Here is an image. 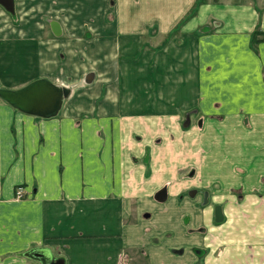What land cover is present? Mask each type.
<instances>
[{
	"label": "crops",
	"instance_id": "obj_1",
	"mask_svg": "<svg viewBox=\"0 0 264 264\" xmlns=\"http://www.w3.org/2000/svg\"><path fill=\"white\" fill-rule=\"evenodd\" d=\"M241 1L100 0L91 40L49 45L64 52L66 77L49 60L41 79L67 87L95 78L63 119L0 103V264H40L28 259L37 250L47 264L50 254L55 264H264V0ZM155 38L163 44L145 48ZM194 109L208 118L191 130L188 153L176 154H188L200 192L191 205L160 209L152 194L166 181L155 176L139 198L152 217H133L130 185L147 189L131 160L145 151L135 133L153 147ZM164 233L174 236L156 244Z\"/></svg>",
	"mask_w": 264,
	"mask_h": 264
},
{
	"label": "rangeland",
	"instance_id": "obj_2",
	"mask_svg": "<svg viewBox=\"0 0 264 264\" xmlns=\"http://www.w3.org/2000/svg\"><path fill=\"white\" fill-rule=\"evenodd\" d=\"M241 2H252L259 3L260 0H242ZM205 3V0H200V5ZM100 0H0V88L6 87L9 90L21 89L30 83L37 81L47 74L48 72V61L53 60L55 62V70L59 72L61 79L65 80L66 75L63 74L65 71L64 55L62 51L55 50V53L48 50L49 45L53 41L68 40L71 36H84L88 40H91L90 36H93V25L96 22V17L99 12V7H101ZM260 6V4H258ZM256 6V5H255ZM262 6V5H261ZM260 6V7H261ZM86 8V10H85ZM88 13L87 15L85 14ZM257 11L259 15L262 14V9L258 8ZM83 12V13H82ZM195 13V10L190 13ZM53 23H56L53 24ZM56 30L60 31V34L56 33ZM178 30V29H177ZM88 31V32H87ZM176 32V31H175ZM174 32V33H175ZM33 42H38L40 45V50L37 55V51L33 48ZM45 43V44H43ZM154 44L156 47L163 44V38H155L152 42L145 40V48ZM62 49V48H60ZM59 51V53H58ZM93 73H87L86 77L80 81V83L70 82L64 87L68 90L69 94L65 98L63 103V108L59 115L50 119H63L68 113V107L72 106L73 102H69L71 98H77L81 95L80 86L85 84L92 85L94 78L91 82H87V78ZM60 84L63 85L62 81ZM62 87V86H61ZM5 89V88H4ZM0 103L7 104L4 100L0 98ZM71 104V105H70ZM78 108V104H74L73 107ZM19 111V110H18ZM200 110L194 109V111H182L177 121L169 123L168 136H155L151 139V144L153 147L145 144L144 137L135 133L134 141L138 144L144 145V153L139 156L132 155L131 160L135 167L144 169V187L146 183H150V189H155L157 186L153 184L155 176L161 177L162 181H166L160 188H167L168 198L166 202L159 205L158 201L155 200V194H152L153 201L159 203L157 206L167 208L182 207L183 204H190L189 200L196 197L199 193L196 191L194 193L192 186L190 185L191 179L194 176V171L191 165H187L188 154L178 155L176 152H182L190 150V132L193 128L203 130L204 119L208 118L204 116ZM90 116H83L75 120V128L82 129L83 123L90 119ZM85 119V120H84ZM248 124V123H247ZM94 126V122H91ZM180 134V135H179ZM179 135V136H178ZM150 140L146 137L145 140ZM206 140L203 139V142ZM188 153V152H187ZM168 156L164 159V157ZM170 156V157H169ZM156 159V160H155ZM183 160V162H182ZM186 160V161H185ZM154 166V168H152ZM161 168L158 175L157 169ZM59 176L63 177L65 170L63 165L59 167ZM184 186L182 190L179 186ZM134 189L138 198H134V201L130 207L132 215L134 217L135 213L142 210L143 213H148L153 215V210L151 205H147V202H141L139 198H142L145 194V190L149 193V188L143 189V192L138 190L135 184L130 185ZM151 190V191H152ZM169 192L171 195H169ZM153 193V192H152ZM175 199V203H173ZM173 203V205H172ZM191 205V204H190ZM151 206V207H150ZM172 206V207H171ZM147 207V208H146ZM159 207L157 209L159 210ZM150 217V218H151ZM134 218L130 221L132 222ZM130 222V223H131ZM184 224L189 229V233L193 230L191 226V218L184 216ZM174 235L169 233H164L162 236H158L155 240L156 244L165 242L168 239L173 238ZM179 252L182 249H177ZM172 252H176L172 251ZM33 261L34 259L28 258Z\"/></svg>",
	"mask_w": 264,
	"mask_h": 264
},
{
	"label": "water",
	"instance_id": "obj_3",
	"mask_svg": "<svg viewBox=\"0 0 264 264\" xmlns=\"http://www.w3.org/2000/svg\"><path fill=\"white\" fill-rule=\"evenodd\" d=\"M53 24L56 25V23ZM56 33L60 34V31L56 30ZM93 77V75H89L87 82H91ZM68 94L69 92L66 88L55 85L47 79H39L18 90L0 88V98L10 106L24 114L46 119L59 115ZM167 198V188H163L155 194V200L159 203L166 202ZM216 218L217 221L222 220V213L219 208L216 211ZM42 253L41 250H37L30 253L28 257L38 261L40 264H47ZM53 261L54 258L50 254L48 264H55Z\"/></svg>",
	"mask_w": 264,
	"mask_h": 264
},
{
	"label": "built area",
	"instance_id": "obj_4",
	"mask_svg": "<svg viewBox=\"0 0 264 264\" xmlns=\"http://www.w3.org/2000/svg\"><path fill=\"white\" fill-rule=\"evenodd\" d=\"M23 192H24L23 188H21V187L18 188L17 189V197L20 198L23 195Z\"/></svg>",
	"mask_w": 264,
	"mask_h": 264
},
{
	"label": "trees",
	"instance_id": "obj_5",
	"mask_svg": "<svg viewBox=\"0 0 264 264\" xmlns=\"http://www.w3.org/2000/svg\"><path fill=\"white\" fill-rule=\"evenodd\" d=\"M177 29H178V28H177ZM252 48H253V50H256V48H255V46H254V45L252 46Z\"/></svg>",
	"mask_w": 264,
	"mask_h": 264
}]
</instances>
